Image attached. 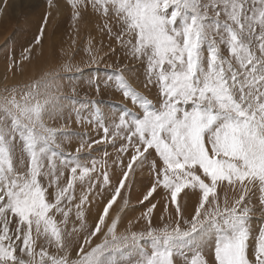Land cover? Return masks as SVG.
Instances as JSON below:
<instances>
[{"label": "snow or ice", "instance_id": "6c2138e0", "mask_svg": "<svg viewBox=\"0 0 264 264\" xmlns=\"http://www.w3.org/2000/svg\"><path fill=\"white\" fill-rule=\"evenodd\" d=\"M47 4L59 12L53 0ZM67 5L77 32L89 10L105 20L120 46L111 53L143 66L144 86L157 90L159 103L131 85L128 64L118 67L102 83L138 111L113 118L76 109L75 122L98 133L86 140L69 130L75 102L64 82L76 79L74 56L0 90V264H264V224L252 227L254 210L264 213V0ZM32 53L25 49L22 59ZM15 67L8 68L13 77ZM73 137L82 142L65 152ZM94 145L104 146L96 149L102 157L80 155ZM145 172L150 181L138 201L145 210L118 231L125 209L135 211L129 193ZM158 189L166 201L159 222Z\"/></svg>", "mask_w": 264, "mask_h": 264}, {"label": "rangeland", "instance_id": "374dc122", "mask_svg": "<svg viewBox=\"0 0 264 264\" xmlns=\"http://www.w3.org/2000/svg\"><path fill=\"white\" fill-rule=\"evenodd\" d=\"M53 2L59 5V12L56 9H49L47 0H0V76L3 78L7 76V79L11 78L6 83L8 86L14 83L23 84L39 78L50 68L59 67L67 62L70 56H74L75 59L72 63L76 79L71 82H64L66 85L64 94L75 102L72 111L68 113L70 118L69 130L78 133L86 140L98 138V133L92 125L87 123L78 125L75 122L76 109H80L88 115L95 112L107 113L113 118L117 114H123L125 109L129 112L138 111L130 101H125L119 92L113 91L102 83L103 81H113L116 69L124 64H128L132 69V71L127 72L131 85L158 105L157 90L144 86L143 66L134 65L120 51L115 54L111 53V48L119 49L120 46L107 35L103 18L91 14L89 10L90 14L77 22L79 28V32H77L72 25L71 9L67 5V0H53ZM49 11L52 12V15L49 17V25L46 27L43 44L36 46L35 38L43 23L44 16ZM73 38L76 40L75 46H72ZM29 47L33 48V53L30 54L29 59L24 60L22 54ZM89 48L92 49L91 54L88 51ZM92 56H96L99 63H90ZM12 64L16 65L14 77L13 73L8 71ZM97 82H101L99 95L95 90ZM3 85H1L0 90L4 88ZM73 87L76 90L75 96L72 95ZM89 101H96L99 106L97 107L95 103L90 104ZM81 142L79 137H73L70 142H65V152L75 153ZM102 147L104 146L94 145L92 151L82 152L80 155L99 159L103 156V152H97L96 149ZM107 147L109 152L115 156L116 152L111 145H107ZM149 181L147 172L143 176L137 177V182L129 193L130 207L135 211L129 212L128 209H125L128 215L123 217V224H118V231H124L128 222L140 216L145 210L144 205L139 204L138 201L142 199ZM158 192L161 194H153V203L157 204L156 209L153 210V215L157 218V222H159L158 217L163 214V207L166 203L162 198V190L158 189ZM182 197L183 193L178 197V201H181ZM120 203L121 200L118 198L113 209H117ZM168 208L169 212L174 211V206L170 203ZM113 209L109 210L110 216L114 214ZM192 211L193 202H188L187 213L191 214ZM93 215H95V211H93ZM121 215L123 216V213ZM261 224H264V213L257 207L252 216V227L254 230H258ZM140 226L134 225L133 230H139ZM208 239L211 240V237Z\"/></svg>", "mask_w": 264, "mask_h": 264}, {"label": "bare ground", "instance_id": "6f19581e", "mask_svg": "<svg viewBox=\"0 0 264 264\" xmlns=\"http://www.w3.org/2000/svg\"><path fill=\"white\" fill-rule=\"evenodd\" d=\"M10 79H11V78H10ZM10 79L5 80V78H3L2 76H0V87H1V85L6 84L7 82H9ZM8 80H9V81H8ZM3 86H4V85H3Z\"/></svg>", "mask_w": 264, "mask_h": 264}]
</instances>
